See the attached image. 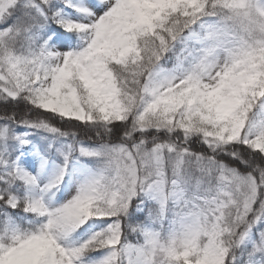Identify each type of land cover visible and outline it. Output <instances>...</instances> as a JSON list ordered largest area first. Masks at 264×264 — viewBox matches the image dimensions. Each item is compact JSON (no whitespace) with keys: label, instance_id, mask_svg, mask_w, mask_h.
<instances>
[{"label":"snow or ice","instance_id":"snow-or-ice-1","mask_svg":"<svg viewBox=\"0 0 264 264\" xmlns=\"http://www.w3.org/2000/svg\"><path fill=\"white\" fill-rule=\"evenodd\" d=\"M0 264H264V0H0Z\"/></svg>","mask_w":264,"mask_h":264}]
</instances>
